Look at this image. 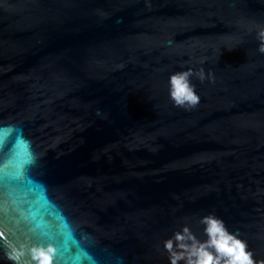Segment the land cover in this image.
<instances>
[{
	"label": "water",
	"instance_id": "obj_1",
	"mask_svg": "<svg viewBox=\"0 0 264 264\" xmlns=\"http://www.w3.org/2000/svg\"><path fill=\"white\" fill-rule=\"evenodd\" d=\"M262 29L264 0H0V264H170L210 214L264 261Z\"/></svg>",
	"mask_w": 264,
	"mask_h": 264
},
{
	"label": "clouds",
	"instance_id": "obj_2",
	"mask_svg": "<svg viewBox=\"0 0 264 264\" xmlns=\"http://www.w3.org/2000/svg\"><path fill=\"white\" fill-rule=\"evenodd\" d=\"M260 41L258 52L264 54V29L257 33ZM232 50V49H229ZM197 76L203 81L205 72L203 68L199 72L192 69L173 73L169 78L170 97L178 107L187 105L195 107L200 97L195 91V85L191 78ZM204 225V234L208 237L206 241H199L188 227L174 233L173 237L165 241V250L169 253L170 264H264L253 259V253L247 250V243L238 238L236 233H230L224 222L214 215H208L201 219ZM54 249L48 247L36 248L32 252L34 264H53ZM14 259V257H9Z\"/></svg>",
	"mask_w": 264,
	"mask_h": 264
},
{
	"label": "snow or ice",
	"instance_id": "obj_3",
	"mask_svg": "<svg viewBox=\"0 0 264 264\" xmlns=\"http://www.w3.org/2000/svg\"><path fill=\"white\" fill-rule=\"evenodd\" d=\"M56 250H57V246H56Z\"/></svg>",
	"mask_w": 264,
	"mask_h": 264
}]
</instances>
